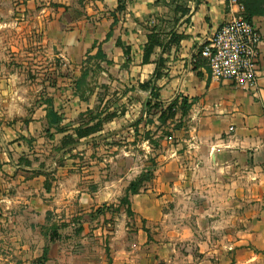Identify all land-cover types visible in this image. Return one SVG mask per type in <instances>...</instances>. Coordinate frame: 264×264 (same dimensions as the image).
I'll list each match as a JSON object with an SVG mask.
<instances>
[{"label": "crops", "instance_id": "crops-1", "mask_svg": "<svg viewBox=\"0 0 264 264\" xmlns=\"http://www.w3.org/2000/svg\"><path fill=\"white\" fill-rule=\"evenodd\" d=\"M36 8L33 25L47 36L65 75L73 76V83L60 91L67 99L51 100L60 127L68 131L55 133L51 128L49 142L59 146L64 136L74 137L78 121L72 124V120L92 109L91 100L82 101L74 94V81L85 69L87 56L95 55L93 45L100 46L105 60L91 59L89 66L98 64L104 76L107 68L111 70L118 91L124 93L121 99H127L124 112L113 108V119L61 149L62 158L69 157L79 142L94 141L105 125L128 122L134 130L131 125L145 117L143 105L149 99V89L140 85L154 82L161 103L174 99L179 103L183 98L190 106L186 116L181 117L178 108L174 119L161 126L171 133L154 141L159 148L151 167L154 177L145 185L152 196L135 207L134 212L147 221L163 225L165 238L157 245L150 242L152 250L168 253L167 264H173L177 252L185 253L182 264H195L191 248L201 256L197 264L208 257L213 264H264V13L250 20L261 36L257 88L252 93L212 79L206 61L197 54L232 15L222 0H127L120 11L118 0H26L19 11ZM10 9L9 0H0L3 20ZM109 31L111 36L105 40ZM150 35L159 44L143 62ZM41 109L27 123L0 118V221L16 222L26 205L35 209L44 195L55 196L53 188L62 186L59 178L69 170L64 162L49 168L30 162L32 156L40 157L39 138L47 134L45 105ZM138 194L130 196L129 202ZM124 257L115 264H137L132 256Z\"/></svg>", "mask_w": 264, "mask_h": 264}, {"label": "rangeland", "instance_id": "rangeland-1", "mask_svg": "<svg viewBox=\"0 0 264 264\" xmlns=\"http://www.w3.org/2000/svg\"><path fill=\"white\" fill-rule=\"evenodd\" d=\"M9 1L7 18L0 16V118L27 123L32 116L41 114L46 100L67 99L60 91L73 83V76L65 75L67 72L57 62L47 36L33 25L39 9L21 12L19 6L26 0ZM85 63L84 68L92 71L87 79L88 87L95 92L87 98L92 109L98 106L105 117L113 113V108L124 112L127 99H121L124 93L118 91L115 74L107 68L109 72L104 76L101 69ZM76 117L72 124L78 121ZM155 119L154 124H141L136 132L129 129L128 122L119 127L105 125L94 141L79 142L64 159L58 146L53 145L55 141L49 142L48 134L39 138L36 150L40 157L32 156L28 161L45 168L64 162L69 170L62 180L59 178L62 186L53 188L55 196L44 195L35 209L26 205L16 222L0 221V264H115L118 259H125L124 255L132 256L137 264H167L164 260L168 253L152 250L165 238L161 221H147L144 215L134 212L147 197L151 199V193H146L151 189L145 186L134 202H129L130 214L126 205L120 203L127 184L140 171L155 165L159 148L144 141L145 132L152 141L165 132L171 133ZM175 254L173 264H182L185 253ZM189 254L195 264L201 260L193 248ZM223 255L224 252L219 253L222 258ZM204 261L203 264L214 262L209 257Z\"/></svg>", "mask_w": 264, "mask_h": 264}, {"label": "trees", "instance_id": "trees-1", "mask_svg": "<svg viewBox=\"0 0 264 264\" xmlns=\"http://www.w3.org/2000/svg\"><path fill=\"white\" fill-rule=\"evenodd\" d=\"M127 0H118V8L117 10H123L125 3ZM244 6V17L246 20L250 21L252 17L259 16L264 13V0H241ZM114 24V22H113ZM111 36V31H109L105 37V40ZM159 44L157 38L154 35L148 36V41L144 48L143 62L148 61V57L151 54L153 47ZM96 47L95 55L87 56L86 61L96 60V62L105 60L104 55L100 50L99 45H93L92 48ZM106 65H110L108 61H105ZM98 64H96V67ZM95 67V68H96ZM98 68V67H97ZM90 69H83L80 72V75L74 81V94L82 101H86L88 96L91 94V89L88 87L87 79L90 76ZM141 88L149 89V99L146 102V106L144 108V119L140 118L131 126L134 127V131L136 132L138 126L143 122V126H147L149 124H153V118H156L159 126L164 125L167 121L173 120L178 108L180 109L181 117L186 116L190 104L186 102L185 99L181 98L178 103L177 99L172 100L168 104H163L159 101L158 89L153 84H143L140 85ZM45 104V121H46V133L48 137H52L48 132L52 128L55 130V133H66L68 130L66 127H60L61 118L54 111L52 107V101L46 100ZM114 113H111L108 117L103 116V111L99 110L98 107H95L91 110H86L84 113L78 116V126L73 129L72 133L74 137L71 135L64 136L61 141H59V146L57 147V151L65 147H70L77 144L78 140L91 134H94L101 130V127L104 123L113 119ZM177 126V125H175ZM46 134V135H47ZM151 134V133H150ZM145 138L148 142L154 147L157 146V143L149 139L148 131L145 132ZM153 177V169L147 168L139 173V175L130 181L124 191V196L120 199V203L126 205V212L130 214V204L129 197L138 194L141 190L144 189L145 185L151 181ZM45 191L49 190V184L47 181L44 182ZM46 253V249L43 250Z\"/></svg>", "mask_w": 264, "mask_h": 264}, {"label": "built area", "instance_id": "built-area-1", "mask_svg": "<svg viewBox=\"0 0 264 264\" xmlns=\"http://www.w3.org/2000/svg\"><path fill=\"white\" fill-rule=\"evenodd\" d=\"M232 12L197 54L206 61L212 79L226 80L236 88L255 93L260 62L261 36L244 17L241 0H222Z\"/></svg>", "mask_w": 264, "mask_h": 264}, {"label": "water", "instance_id": "water-1", "mask_svg": "<svg viewBox=\"0 0 264 264\" xmlns=\"http://www.w3.org/2000/svg\"><path fill=\"white\" fill-rule=\"evenodd\" d=\"M147 100H148V98L146 99V101H145V103H144V105H143V108H145Z\"/></svg>", "mask_w": 264, "mask_h": 264}]
</instances>
